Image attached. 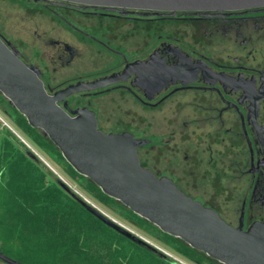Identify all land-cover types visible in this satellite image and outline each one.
I'll return each instance as SVG.
<instances>
[{
    "label": "flooded vegetation",
    "instance_id": "af4514ba",
    "mask_svg": "<svg viewBox=\"0 0 264 264\" xmlns=\"http://www.w3.org/2000/svg\"><path fill=\"white\" fill-rule=\"evenodd\" d=\"M24 1L48 11L69 36L44 39L53 52L37 66L0 35L39 70L49 94L122 76L134 65L123 80L71 95L60 106L92 111L103 133L146 141L137 148L140 166L229 226L264 225V6L172 13ZM83 49L100 69L55 85L56 73L81 61ZM103 97L113 101L101 104ZM124 100L136 110L131 124L109 115ZM146 130L148 138L136 134ZM6 216L0 210V264H34L39 253L30 249L29 227L19 230Z\"/></svg>",
    "mask_w": 264,
    "mask_h": 264
},
{
    "label": "water",
    "instance_id": "95a60500",
    "mask_svg": "<svg viewBox=\"0 0 264 264\" xmlns=\"http://www.w3.org/2000/svg\"><path fill=\"white\" fill-rule=\"evenodd\" d=\"M53 1L84 7L172 13L264 6V0ZM133 68L134 65L127 67L122 76L78 82L51 95L39 78V70L25 64L19 53L0 38V94L31 128L39 130L54 145L77 174L162 233L179 239L218 264H264V225L255 224L247 231L229 226L214 211L184 195L171 180L156 178L152 172L140 166L137 148L146 141L137 140L127 132L103 133L97 128L92 111L82 108L71 112L66 106H60L71 95L99 90L123 80ZM26 155L36 158L28 147ZM57 183L62 189L70 190L62 181L58 180ZM82 203L91 215L106 226L148 246L95 207L83 200Z\"/></svg>",
    "mask_w": 264,
    "mask_h": 264
},
{
    "label": "trees",
    "instance_id": "16d2710c",
    "mask_svg": "<svg viewBox=\"0 0 264 264\" xmlns=\"http://www.w3.org/2000/svg\"><path fill=\"white\" fill-rule=\"evenodd\" d=\"M0 110L36 148L47 155L86 194L102 206L118 214L130 225L157 239L173 253L191 264H216L179 239L162 233L158 228L133 214L122 204L104 195L85 177L77 174L54 145L39 130L31 128L8 101L0 95ZM27 148L15 141L10 131L0 139V210L13 220L19 230L28 226L30 249L39 256L34 264H179L156 250L133 241L91 215L82 200L58 185V180L38 160L26 155ZM91 218L92 225L79 222V214ZM7 229V227L5 226ZM111 232L115 237L136 246L139 253L127 254L101 240L95 232ZM21 242H25L21 234ZM114 237V239H115ZM113 239V240H114ZM137 254V255H136Z\"/></svg>",
    "mask_w": 264,
    "mask_h": 264
},
{
    "label": "rangeland",
    "instance_id": "374dc122",
    "mask_svg": "<svg viewBox=\"0 0 264 264\" xmlns=\"http://www.w3.org/2000/svg\"><path fill=\"white\" fill-rule=\"evenodd\" d=\"M0 35L13 46L22 47V51L26 55L27 59L33 61L37 66L43 65L41 61L43 59L46 60L48 57H50V55H52L53 52V48L46 44L44 39H63V37H67V39H69V36L65 35V32L62 31L61 25H59L50 17L48 11L43 9L40 5L26 2L24 0H0ZM81 52V61L74 63L69 69L58 71L56 73L55 85H58L61 82H66V80L73 81V78L77 76H86L88 74H92L94 70L100 69L96 65H92L87 61L89 57H87L88 54L84 49ZM111 98L113 97H103L98 101L101 104L108 105L111 103V101H113ZM120 103L122 104V109H115V111L113 109L109 112V115H114L112 117L114 119L121 118L127 124L133 123V114L136 112L135 108L131 105L130 101L124 100ZM141 116L144 117L143 115ZM5 131H10L14 135L15 141L17 143L23 144L26 148L28 147V149L36 156V159H38L46 167V169L52 173L55 179L62 181L66 186H68L70 191L78 196L81 200L85 201L88 205L95 207L108 218L114 220L116 223L120 224L125 229L133 233V235L145 241L148 246L157 252L165 256L168 254L171 256L173 261H177L182 264H191L173 253L168 247L164 246L157 239L152 238L144 231H141L130 225L125 220L121 219L118 214L93 200L75 182L71 181L62 172V169L59 167V165L53 163L47 155L43 154L31 141H29L18 129H16V127L0 110V139L3 137ZM136 134H145L147 138L150 136L149 130H146L145 133L141 132ZM21 140L24 141V143ZM197 196L194 197L197 198ZM2 199L3 197L0 194V201ZM78 219L82 224L89 226L92 225L91 218L87 217L83 213L79 214ZM95 233L101 240H107V242L112 241L111 246L120 252L123 251L132 255L141 251L136 246L130 245L126 240L113 236L111 232H107L106 235L101 233V230L100 232ZM72 264H75V262Z\"/></svg>",
    "mask_w": 264,
    "mask_h": 264
},
{
    "label": "built area",
    "instance_id": "2783aa9c",
    "mask_svg": "<svg viewBox=\"0 0 264 264\" xmlns=\"http://www.w3.org/2000/svg\"><path fill=\"white\" fill-rule=\"evenodd\" d=\"M14 134H15V133H14ZM17 136H18V135H17ZM21 141H22V140H21ZM22 142L24 143V141H22ZM167 256L171 258V256H169L168 254H167ZM178 263H179V264H182V263H180V262H178Z\"/></svg>",
    "mask_w": 264,
    "mask_h": 264
}]
</instances>
